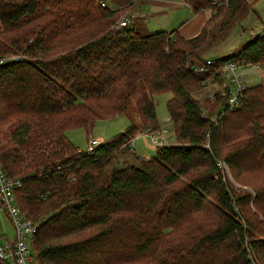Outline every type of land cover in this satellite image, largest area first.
<instances>
[{"label": "trees", "instance_id": "16d2710c", "mask_svg": "<svg viewBox=\"0 0 264 264\" xmlns=\"http://www.w3.org/2000/svg\"><path fill=\"white\" fill-rule=\"evenodd\" d=\"M185 1L199 12L214 0ZM228 3L187 38L119 27L127 7L99 0H0V57L23 54L0 65V162L39 223L38 264H264V86L234 110L219 92L196 97L218 77L194 67L246 0ZM227 61L264 65V30ZM165 92L176 141L139 157L128 141L160 128ZM119 114L129 128L92 153L66 135Z\"/></svg>", "mask_w": 264, "mask_h": 264}, {"label": "rangeland", "instance_id": "374dc122", "mask_svg": "<svg viewBox=\"0 0 264 264\" xmlns=\"http://www.w3.org/2000/svg\"><path fill=\"white\" fill-rule=\"evenodd\" d=\"M106 2L109 6L115 5L114 0H99ZM134 3L137 1L132 0ZM180 1V0H179ZM178 2V1H177ZM170 5H162L157 1L141 2L137 7L132 9L127 5V9L122 14L125 18H130L133 22L130 26L140 28L142 34L154 32L157 28H164L169 31L177 29L183 21L185 15L189 11V7H180L178 9L170 8L172 4L177 5L175 0H166ZM133 8V7H132ZM142 13L144 17H141ZM190 15L189 17H191ZM264 26V0H246L244 7L236 18L231 22V26L223 35H220L216 43H214L206 54L215 59L238 52L251 39V33L258 34L262 31ZM6 55H11L8 53ZM23 58L22 53L13 54ZM246 82L250 86L263 85L264 86V65L258 70L257 74L246 76ZM221 83V82H220ZM222 85V83H221ZM220 88V87H219ZM222 87L219 89L221 90ZM172 96L170 92H165L154 97L157 107V119L162 132L168 136V145L173 144L175 134L172 123L168 116L167 102ZM198 97V92L196 93ZM211 101V99L209 100ZM131 125L130 119L125 114H119L116 117L97 120L92 130L88 132L85 128H71L66 131V135L72 144L80 151L86 152L89 141L91 139H101L102 142L111 140L118 134L126 131ZM148 128H143L147 130ZM157 129V130H158ZM134 153L139 157L151 158L156 154V147L151 144L148 137H136L134 140ZM226 166V164H225ZM225 174L228 176L230 182L235 188L246 189L233 178L228 166L224 168ZM252 192L251 189H247ZM164 201V200H163ZM170 203V202H169ZM173 203H170L171 206ZM185 202L182 203L184 206ZM153 216L158 214L159 208H152ZM165 211V210H164ZM163 219V218H162ZM15 238L14 226L5 212H0V239L4 242H13ZM134 254L135 249H130L128 254Z\"/></svg>", "mask_w": 264, "mask_h": 264}, {"label": "built area", "instance_id": "2783aa9c", "mask_svg": "<svg viewBox=\"0 0 264 264\" xmlns=\"http://www.w3.org/2000/svg\"><path fill=\"white\" fill-rule=\"evenodd\" d=\"M228 4V0L212 1L213 8L226 7ZM101 5L105 6V3L101 1ZM213 8L209 9L212 15L216 13ZM118 24L119 27H126L131 24V19L129 17H122ZM251 35L255 37L254 33H251ZM19 58V56L13 54L4 55L0 57V65L8 61L18 60ZM245 68H249L250 71L257 74L260 65L257 63L237 64L233 61L217 63V60L208 58L205 64L195 66L194 70L199 73L208 74L211 76L210 80H213L214 75H216L222 83V91L216 92H219L220 96L226 98L224 108L234 110L240 106L244 94L249 87L243 71ZM216 92L211 95V100L216 98ZM136 137H148L154 147L168 144V136L161 129L153 130L152 128H148L147 130L138 132ZM134 139L128 141L129 146H133ZM101 143V139H91L86 152L92 153ZM220 165L226 168L223 162ZM43 173L44 171H41V174ZM21 185L22 183L19 178L7 176L0 162V212H5L9 216L15 230L13 242H2L0 239V262L9 264H38L32 252V243L39 229V223L26 217L17 204L16 190Z\"/></svg>", "mask_w": 264, "mask_h": 264}, {"label": "crops", "instance_id": "0c3cea01", "mask_svg": "<svg viewBox=\"0 0 264 264\" xmlns=\"http://www.w3.org/2000/svg\"><path fill=\"white\" fill-rule=\"evenodd\" d=\"M114 1H115V5H113L112 8H121V7L122 8L123 7L126 8V7H128L127 5L129 4V8H130L131 11H132V9L137 7L141 2L157 1V2H159L162 5H170L169 3L168 4L166 3V0H138V1L135 0V1H137L136 3H134L132 0H114ZM175 1H176L177 5L172 4L170 6V8L178 9L180 7L188 6L189 7V11L187 12V15L184 16L183 21L178 26V28L177 29H173L172 31L177 30L181 35H183L184 37H187V38H191V37L196 36L197 34L200 33V31L202 30L203 26L211 18V16H212L211 11L209 9H206L204 11L194 12L192 10L191 6H189V4H187L185 0H180V1L179 0H175ZM104 3H105V5L109 6L106 2H104ZM109 7H111V6H109ZM140 14L142 15L141 17L146 18L145 16H143L142 13H140ZM190 15H192V16L189 17ZM138 29L140 30V28H138ZM157 29H159V30L155 29V31L151 32V33H156V32H160V31L171 32V31H169L167 29H164V28H157ZM262 32H263V29L258 34H261ZM258 34H255V36L258 35ZM209 58L213 59V60H218V59H215L212 56H209ZM262 66H260V68ZM243 71H244L246 76L254 74L253 71H250L249 68H245ZM257 73H258V71H257ZM219 87L221 88L222 85H221V83L219 81V78H218L216 81L214 80V82L208 83L204 87V89H202L201 91L198 92L199 96L198 97L196 96V97L199 98L201 101H203L204 99H207V98H208V100H210L211 99L210 98L211 95H213V93H215L216 91H219V89H220ZM220 91H222V89ZM2 242H4V241H2Z\"/></svg>", "mask_w": 264, "mask_h": 264}]
</instances>
